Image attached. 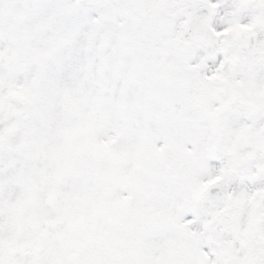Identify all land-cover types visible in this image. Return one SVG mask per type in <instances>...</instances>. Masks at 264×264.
<instances>
[{"label":"snow or ice","instance_id":"snow-or-ice-1","mask_svg":"<svg viewBox=\"0 0 264 264\" xmlns=\"http://www.w3.org/2000/svg\"><path fill=\"white\" fill-rule=\"evenodd\" d=\"M0 264H264V0H0Z\"/></svg>","mask_w":264,"mask_h":264}]
</instances>
